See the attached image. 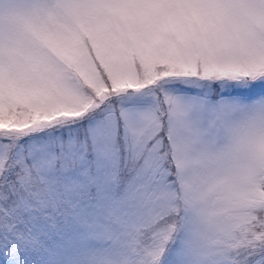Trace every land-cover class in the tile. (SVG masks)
<instances>
[{
  "label": "snow or ice",
  "instance_id": "obj_1",
  "mask_svg": "<svg viewBox=\"0 0 264 264\" xmlns=\"http://www.w3.org/2000/svg\"><path fill=\"white\" fill-rule=\"evenodd\" d=\"M0 264H264V0H0Z\"/></svg>",
  "mask_w": 264,
  "mask_h": 264
}]
</instances>
